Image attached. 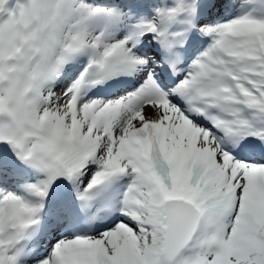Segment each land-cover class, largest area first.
Segmentation results:
<instances>
[{"label": "snow or ice", "instance_id": "1", "mask_svg": "<svg viewBox=\"0 0 264 264\" xmlns=\"http://www.w3.org/2000/svg\"><path fill=\"white\" fill-rule=\"evenodd\" d=\"M0 264H264V0H0Z\"/></svg>", "mask_w": 264, "mask_h": 264}]
</instances>
